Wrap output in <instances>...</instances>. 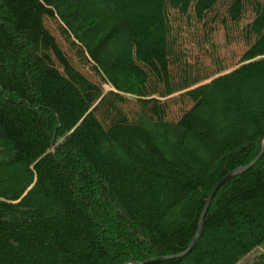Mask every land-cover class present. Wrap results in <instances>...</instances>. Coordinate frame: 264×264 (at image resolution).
Wrapping results in <instances>:
<instances>
[{"label": "trees", "instance_id": "1", "mask_svg": "<svg viewBox=\"0 0 264 264\" xmlns=\"http://www.w3.org/2000/svg\"><path fill=\"white\" fill-rule=\"evenodd\" d=\"M259 81L264 0H0V264L185 252L213 187L260 152ZM261 247L264 151L218 189L188 252L144 264H244Z\"/></svg>", "mask_w": 264, "mask_h": 264}, {"label": "rangeland", "instance_id": "2", "mask_svg": "<svg viewBox=\"0 0 264 264\" xmlns=\"http://www.w3.org/2000/svg\"><path fill=\"white\" fill-rule=\"evenodd\" d=\"M189 47H191V45L189 46ZM188 47V48H189ZM240 50H241V47H239L238 46V48H236L235 46H230V47H226V48H222L221 49V56H223L222 57V59H220V61L221 62H223V60H224V63H227L228 64V66L226 67V71H229V70H231V69H233V68H235L238 64H239V60L238 59H236L237 58V56H236V54L238 55L239 53H240ZM191 54L192 55H195V52L193 51H191ZM229 58L230 59H232V60H229ZM199 60H200V62H201V67H200V69H205V68H208V65L206 64L207 62V60H206V58H205V55L203 54V52H201V55H200V58H199ZM207 70V69H206ZM205 71V70H204ZM214 76H209L208 78H205V79H202V80H200L198 83H196V84H194L192 87H194V86H197V85H199V84H203V83H206V82H208V81H210L212 78H213ZM263 82V81H262ZM254 85H256L258 88H255L254 87ZM252 87H253V91L255 92V93H257V94H259V93H261V92H264V82L263 83H261V81H259V82H257V83H255ZM103 89L105 90V91H107V90H109V87L108 86H106V85H104L103 86ZM234 90V89H233ZM185 90H181V91H178V92H175V93H173V94H171L170 96H168V97H165V98H161V100H169V98H175V97H179V96H182V95H180L182 92H184ZM232 96H234L235 94H234V92L232 91ZM241 93H242V96H243V99H246L247 100V95H246V93H247V89L245 88V87H243V89H241ZM178 112H180L179 111V108L177 107V106H171V108H170V110H169V118H170V120H174L179 114H178ZM142 124V123H141ZM143 124H144V121H143ZM145 126L146 127H148V125L147 124H145ZM212 139L213 140H218L219 138H218V136H216V135H214V136H212ZM221 139V138H220ZM166 141V140H165ZM252 153H253V150L251 151ZM254 160V159H253ZM252 160V161H253ZM251 161V162H252ZM219 166V163L216 165V167H218ZM218 191V190H217ZM216 191V192H217ZM216 194V193H215ZM214 197V196H213ZM212 197V198H213ZM197 198V196H194L193 198H192V200L193 199H196ZM192 200H190V201H188V203H186L185 205H188ZM212 200V199H211ZM174 213L173 212H170L169 213V217H170V219L171 218H173L174 217ZM183 219V220H182ZM182 219H181V222L180 223H187V221L185 220V218H184V216L182 217ZM262 251H264V247H261L260 249L258 248V249H254L245 259H244V261H243V263L244 264H248L249 262H251V261H253L257 256H258V254L260 253V252H262ZM256 256V257H255ZM255 257V258H254ZM242 263V262H241ZM238 264H240V263H238Z\"/></svg>", "mask_w": 264, "mask_h": 264}, {"label": "water", "instance_id": "3", "mask_svg": "<svg viewBox=\"0 0 264 264\" xmlns=\"http://www.w3.org/2000/svg\"><path fill=\"white\" fill-rule=\"evenodd\" d=\"M264 151V139L262 140V144H261V149H260V152L259 154L254 158V160L252 162H250L249 164L243 166V167H238L236 168L235 170L231 171L230 173H228L227 175H225L214 187L213 189L211 190V192L209 193L207 199H206V203H205V206H204V210L201 214V217L199 219V222H198V229H197V232L194 236V238L192 239L188 249L183 252V253H180V254H176V255H173V256H164V257H156V258H150V259H147L145 261H142V262H128V263H125V264H144V263H151V262H157V261H162V260H167L169 258H175V257H180L182 255H184L186 252H188L194 245L195 241L197 240V238L199 237L200 233H201V230H202V225H203V217L208 209V206L210 204V201L212 199V197L215 195L216 191L224 184L226 183L227 181L231 180L232 178H234L235 176L239 175L241 172H243L244 170L248 169L249 167H251L252 165H254L258 159L260 158L261 154L263 153Z\"/></svg>", "mask_w": 264, "mask_h": 264}]
</instances>
